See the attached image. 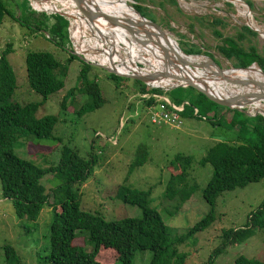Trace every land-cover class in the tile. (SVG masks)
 Masks as SVG:
<instances>
[{"label": "rangeland", "instance_id": "1", "mask_svg": "<svg viewBox=\"0 0 264 264\" xmlns=\"http://www.w3.org/2000/svg\"><path fill=\"white\" fill-rule=\"evenodd\" d=\"M122 1L132 11L133 5L146 8L155 23L169 37L170 47H176L177 44L181 52L191 45L197 47L201 52L211 55L223 70L228 69L224 71L225 75L240 71L231 70L230 61L218 55L215 47L219 44V39L213 35L212 30L218 31L222 36L235 34L245 22L242 16H238V1L240 5L241 2H251L252 8H248L251 22L264 30V0H175V6L161 0ZM6 5L16 17L19 13H31L33 18L41 19V14L28 10L27 0H8ZM55 6L59 8L58 4ZM212 18L219 19L224 27L211 26ZM43 31L42 28L38 31L28 29L24 24L20 25L5 16L2 19L0 52L7 44L11 45V53L6 57L15 80L10 101L18 105L40 101V96L30 91L27 86L24 67V56L27 52L50 53L61 64L68 56L64 49L50 42ZM61 44L65 46L66 41ZM242 46H254L260 53L264 51V40L258 36L247 38L242 42ZM193 57L205 60L203 55ZM100 64H103L101 60ZM139 66L143 69L149 67L147 64ZM66 68L63 88L50 95L35 113L36 118L57 117L58 121L51 133L52 140L40 141L37 144L30 141L31 145L16 147L13 153L19 159L30 161L40 168H46L56 160L55 151L60 146L76 151L84 160H87L88 153L95 154L96 166L92 174L81 186L75 188L79 210L96 214L106 222L138 219L141 216L140 209L117 198V190L119 187H126L149 191L148 207L155 210L172 237L183 238L177 249L185 256L184 264L206 263L208 256L219 246L222 230L242 227L247 222V217L264 200V178L241 189L220 194L215 200L214 222L210 227L185 236L187 231L209 212V207L201 198V191L211 177V168L208 164L200 165L199 161L215 142L232 140V134L225 131L223 123L220 127H212L206 122L186 118H182V125L178 129L162 124L154 125L144 115L145 105L132 95L137 89L133 80L121 79L117 83L119 87H115L107 73L95 67L91 68L88 77L94 79L104 103L98 109L76 117L73 111L85 100L77 91L79 85L76 77L80 63L72 60ZM247 72L255 74L253 67ZM202 79L206 80L204 77ZM207 80L211 78L208 77ZM70 89L74 91L69 97ZM167 95L178 96V91L171 89ZM90 145L93 148L91 151ZM144 149L147 153L144 164L135 168L124 182L129 163ZM175 155L190 157L187 180H192L196 185L195 191L178 209L175 208L174 202L167 201L163 195L169 176L179 173V167L170 164ZM42 183L46 189L58 184L49 175L42 179ZM49 222V208L43 207L34 223H26L27 227L34 231L30 235H24L14 217L11 204L2 198L0 193V264H4L1 251L4 245L14 250L20 264H35L36 254H44ZM73 242L77 246L82 244L78 239ZM84 247L89 251V247ZM107 252L111 251L100 249L95 261L99 264H114L115 256ZM263 253L264 227L255 230L254 235L244 243L226 247L213 259V264H232L238 256L261 261ZM150 258L151 253L148 250L135 251L131 264H148Z\"/></svg>", "mask_w": 264, "mask_h": 264}, {"label": "trees", "instance_id": "2", "mask_svg": "<svg viewBox=\"0 0 264 264\" xmlns=\"http://www.w3.org/2000/svg\"><path fill=\"white\" fill-rule=\"evenodd\" d=\"M6 1L8 0H0V25L5 16L20 25L24 24L28 29L38 31L42 28L47 32L50 42L64 49L61 42L67 40L66 20L55 15L52 16V23L49 24L43 14H41L42 20L33 18L31 13L26 15L19 13L16 17L7 7ZM91 1H97L104 9H112L115 17H122L112 8L113 2ZM161 1L175 6V0ZM244 3L249 9L252 8L251 2ZM89 4L91 7L99 8L95 3ZM45 8L50 11L55 9L49 2L46 3ZM132 8L141 17L155 23L146 8L138 5H133ZM210 25L224 27L217 18H212ZM212 33L219 39L215 50L222 58L230 61L232 68L244 69L255 63L264 76V51L259 53L254 46L247 48L242 46V42L247 38L256 37L253 31L241 25L233 36H222L216 30H212ZM182 52L185 55H203L211 58V55L201 52L193 45ZM9 53H11V45L7 44L0 52V193L2 198L11 204L14 217L24 235H30L34 231L28 228L26 223H34L41 209L49 208L47 244L44 254H36L35 264H99L95 261V257L100 249L112 252L107 253L115 256L114 264H131L134 252L143 250L151 253L148 264H184L185 256L177 249L183 238L172 237L159 215L148 207L149 191L126 187H119L117 190V198L140 209L141 216L138 219L106 222L96 214L79 210L75 188L81 186L92 174L96 166L95 154L88 153L87 160H84L76 151L60 146L55 151L56 160L48 167L40 168L30 161L19 159L13 153L16 147L31 145L30 141L37 144L40 141L52 140L51 133L58 121L57 117L36 118L35 113L50 95L63 88L66 67L72 60L80 63L76 77L79 85L77 91L85 98L73 114L81 117L98 109L104 100L94 79L88 77L92 68L88 63L78 60L69 53L65 62L61 64L50 53L27 52L24 56L27 86L30 91L40 96V101L24 105L13 103L10 98L15 88V80L6 58ZM253 69L255 74L248 73L247 70L239 71L264 82L261 74ZM117 71L127 73L129 69L119 67ZM107 76L115 83V87H119L117 83L122 78L110 74ZM134 82L137 84V89L132 95L136 98L144 93H155L165 95L174 105H181L184 102L181 118L203 121L212 127H220L223 123L225 131L232 134V140L215 142L199 161L200 165L208 164L211 168V177L201 191V198L209 207V212L189 229L185 236L202 232L214 222L213 207L220 194L241 189L264 178V119L259 115L246 117L237 111L218 107L188 87L174 88L178 91V96L168 97L167 94L171 90L163 92L159 89H149L144 84ZM174 84L158 81L154 86L166 88ZM72 91L74 89L68 90L69 97ZM143 102L147 105L151 104L152 100ZM194 110L195 114H193ZM225 114L227 117L224 116ZM89 149L90 151L93 149L91 145ZM146 154L144 149L134 156L128 165L124 182L135 168L144 164ZM170 164L177 165L179 173L169 176L163 195L167 201L174 202L175 208L178 209L189 199L196 185L192 180H187L190 157L175 155ZM47 175L58 182L55 187L46 189L42 179ZM263 227L264 200L247 217V222L242 227L222 230L219 246L212 251L204 264H213V259L226 247L244 243L254 235L255 230ZM76 239L81 240L82 244L75 245L73 241ZM84 246L89 247V251ZM1 251L4 264H20L19 257L10 246H2ZM232 264H264V253L261 261L238 256Z\"/></svg>", "mask_w": 264, "mask_h": 264}, {"label": "water", "instance_id": "3", "mask_svg": "<svg viewBox=\"0 0 264 264\" xmlns=\"http://www.w3.org/2000/svg\"><path fill=\"white\" fill-rule=\"evenodd\" d=\"M43 1V0H37ZM77 11L81 14V16L91 25H93L98 19L104 21L109 28H119L123 30L138 46L152 45L157 48L161 54L162 59V70L160 71H152L146 74H141L138 72L130 71L129 73H120L115 70V68L110 65L109 67H103L97 64L91 65L92 67L98 68L107 74L122 78V79H130L133 81H137L145 86H151L156 89H163V87L154 86L155 83L162 79H169L170 81L176 82V84L171 85L170 87L164 88L166 91L181 87V88H191L199 94L203 95L209 102L215 104L218 107L224 108L226 110L237 111L240 114L246 117H254L259 115L264 119V112L254 110L253 113L250 112L249 108L254 102L264 101V84H259L252 79H238V78H229L225 76L224 71L217 63L214 62L212 58L206 57L205 60H200L198 63H190L185 61V59L180 56H176V52L174 49L170 47L169 37L164 33V31L154 22H151L143 17H141L136 11L137 15L140 17V20L137 22H132L126 18H117L115 16H111L101 12L97 7H91V5L85 0H70ZM127 1V0H126ZM233 1V0H231ZM242 5H247L244 2H241ZM247 10L248 7H247ZM247 26L250 30L252 29L249 25ZM253 30V29H252ZM46 38L48 37L47 32H42ZM159 40H163L165 43L162 46ZM181 52V51H180ZM184 57H190L191 55H185L181 52ZM78 60L84 62L82 59L78 58ZM189 67L195 70L200 69L199 71L206 70L208 74L219 78L225 82L231 83L240 87H249L251 90H255L254 93H246V94H234L231 96H218L211 92L208 88H206L203 84L200 86L201 82L194 81L195 79H191L188 76H178L175 74H170L175 70H180L181 67ZM251 65L244 69H235L230 68L231 70H249ZM169 72H168V70ZM257 71L261 74L264 79L263 74L257 69ZM199 83V84H198Z\"/></svg>", "mask_w": 264, "mask_h": 264}, {"label": "built area", "instance_id": "4", "mask_svg": "<svg viewBox=\"0 0 264 264\" xmlns=\"http://www.w3.org/2000/svg\"><path fill=\"white\" fill-rule=\"evenodd\" d=\"M47 2H50V0H27V7L29 11L31 10L30 12L44 14L49 24L52 23V16L55 15H58L66 20L67 40L64 49L67 53L75 56L76 58L82 59L89 65L97 64L103 67H109L112 65L117 71L119 66H121L117 56L122 57L124 52H122L120 48L117 50H115V48L109 49L110 44L108 45L106 43L107 38L104 37L103 39V37L96 32V30L100 31V24L98 23V20L93 25L89 24L77 11L70 0H68L65 6L61 7L59 5V8H55L53 11L45 8ZM243 7L245 9L244 11L246 12V16L244 17L242 15L245 20L242 25H249L253 29H251V31H253L260 39L264 40V30L253 25L249 11L245 6ZM100 37L102 39H100ZM100 60L103 64H100ZM139 65H142V63H132L133 67L129 69L127 73L134 71L146 74L153 71L150 66L143 69L140 68ZM251 67L256 70L258 69L255 63H252ZM147 87L149 89H156L151 86ZM162 91L165 92L166 90L163 88ZM139 99L142 101V104H144L143 101L152 100L151 104H144V115L154 125L158 126L162 124L172 129H178L182 125L180 113L182 112L184 103L181 105H174L165 95L155 93H144L139 96ZM195 113L196 111L194 110L193 114Z\"/></svg>", "mask_w": 264, "mask_h": 264}, {"label": "bare ground", "instance_id": "5", "mask_svg": "<svg viewBox=\"0 0 264 264\" xmlns=\"http://www.w3.org/2000/svg\"><path fill=\"white\" fill-rule=\"evenodd\" d=\"M101 1L108 2V3L113 2L112 8H114L115 12H118L122 16L121 18L129 19L132 22H137L140 20V17L134 11H132V9L128 8L126 4L124 3V1L122 0H101ZM67 2L68 0H50L49 3L53 5L55 8H58L55 6L56 4L62 7V6H65ZM85 2L95 3L100 8L98 9L101 12L114 16L113 11H111L112 9L102 8L101 5L97 1L85 0ZM237 8H238L237 10L238 16L243 15L245 17L246 12L244 11V7L240 5L239 1L237 2ZM98 23L100 24V27H99L100 31L96 30V32H98V34L102 36L103 39L104 37L107 38L106 43L108 45L110 44L109 49L115 48V50H117L120 48L122 52H124L122 57L117 56V59H119L120 64H121V66H119L120 68L131 69L133 67L132 63L138 62V63L149 65L151 70H154V71L162 70L163 67H162L161 54L157 52V48L149 44L145 45L144 47L138 46L123 30L119 28L111 29L108 27V25L104 21L100 19H98ZM100 39L102 38L100 37ZM159 42L165 45L163 40H159ZM171 48L175 50L176 55L179 54L178 56L185 59V61H188L193 64L200 62V59L197 57H193V56L184 57L178 47H171ZM144 55L147 57L145 58ZM170 74H175V75L183 76V77L188 76L191 79H195L194 81L201 82V84L198 83L200 86L203 84L206 88L211 90V92H213L214 94L218 96H222V97L231 96L234 94H246V93L255 92V90H251L249 87L236 86L231 83L220 80L219 78L211 76L210 74H208L206 70L199 71V70H195L193 68L184 66V67H181L180 70L174 69V71L170 72ZM225 76L229 78L252 79L259 84H262V85L264 84V82L258 81L252 75L244 74L241 72L234 73L232 75H225ZM203 77L206 78V80L202 79ZM208 77L211 78V80H207ZM160 82L176 84V82L170 81L169 79H162L160 80ZM248 108L250 112H254V110L264 112V101L254 102Z\"/></svg>", "mask_w": 264, "mask_h": 264}]
</instances>
